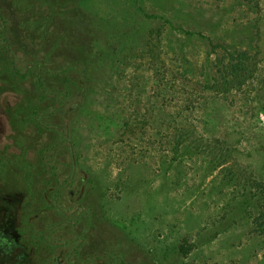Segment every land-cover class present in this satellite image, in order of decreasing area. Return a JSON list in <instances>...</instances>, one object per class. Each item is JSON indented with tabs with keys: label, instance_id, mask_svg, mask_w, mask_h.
Returning a JSON list of instances; mask_svg holds the SVG:
<instances>
[{
	"label": "rangeland",
	"instance_id": "374dc122",
	"mask_svg": "<svg viewBox=\"0 0 264 264\" xmlns=\"http://www.w3.org/2000/svg\"><path fill=\"white\" fill-rule=\"evenodd\" d=\"M55 2L57 16L35 24L45 9L26 20L12 0H0V197L14 216L7 219L8 239L18 241L25 264L32 262L31 233L56 245L58 264H158L134 244L144 230L145 238L172 236L190 244L183 264H264L258 221L236 234L226 256L217 251L230 234L200 244L202 227L185 223L201 217L196 198L202 192L204 208L216 213L241 183L249 184L245 178L254 176L264 188V0ZM218 10L223 31L209 26ZM111 27L123 29L105 44ZM247 39L251 46L240 45ZM180 47L189 64L181 62ZM226 49L245 50L246 59L237 71L243 85L233 81L223 92ZM165 83L202 101L218 124L216 131L208 128L227 145L202 142L193 154L198 171L190 175L191 195L179 189L176 201L165 198L159 177L119 200L121 183L145 172L149 141L167 144L178 126L153 122L146 113L150 96ZM86 172L97 177L101 193L105 176L119 181L110 190L116 213L103 216L97 209L90 223L73 214L86 207ZM253 190L260 195L259 186ZM98 192L92 191L94 203ZM41 206L46 212L31 227L27 220Z\"/></svg>",
	"mask_w": 264,
	"mask_h": 264
},
{
	"label": "trees",
	"instance_id": "16d2710c",
	"mask_svg": "<svg viewBox=\"0 0 264 264\" xmlns=\"http://www.w3.org/2000/svg\"><path fill=\"white\" fill-rule=\"evenodd\" d=\"M55 1L56 0H12V3L17 11L24 14L26 20H34L33 15L36 16L38 13L44 12L43 9H45L47 12L45 16L35 18L34 22L37 24L45 19L52 21L54 17L57 16L58 10L55 7ZM174 1L176 0H168L171 4L174 3ZM219 12L221 11L218 10L214 12L217 18H214L215 14H212V17L208 19L209 26L213 31L223 29L221 28V18L223 19L224 13L219 15ZM188 14H191V12L189 11ZM120 28L121 27L105 28V32H107L103 39L105 44L110 42L111 38ZM122 29L123 28H121V30ZM231 32L234 33L233 31ZM209 43L213 45L215 42L210 39ZM250 43V39H247L246 41H241L240 45L249 47L251 46ZM180 48L182 50V54H180L181 62L189 64V57H187V54H183L184 49L182 47ZM226 51L228 52L229 50L226 49ZM244 53H246L245 50L229 51V58L225 62L226 67L224 71L226 75H222L223 80L221 81L223 88L229 85L228 83H233V81L234 83L232 85H237L235 87L243 85L244 82L240 80L237 71L245 67L246 57ZM92 57V54H88V59H92ZM78 85L80 88H83V84L79 80ZM172 87L173 86H170L169 83H165L157 92H153L150 96L151 103H149V109L146 113H150L153 122L155 118H157L158 120L160 119L162 123L175 122L178 126H174L176 130L172 134L171 140L167 141V144L153 139V141H149L150 149L143 155L146 162L145 172L141 175L138 173V175L134 174L135 177L127 179L124 184L121 183L119 187V192L121 194L119 200H121L124 195L127 196L147 184L151 185L159 177L162 179L160 191L164 194L165 198L174 199V201H176L178 196L177 191L179 189L181 190V196L187 197L191 195L195 185L190 175L191 172L198 171L196 168L198 162L193 158V154H196L198 149H203L205 147L201 146L203 145L202 142L206 144V142L210 143L213 141L216 147L219 145H227L219 136L214 135V133L212 134L208 128V125H211L213 130L216 131L218 124L215 120H209L207 111L202 107V101L196 102L195 100L194 103L191 96L188 97L187 94L179 93L178 91L175 92ZM215 88V86L212 88L213 93H217ZM257 89L258 88L254 85V93H257ZM263 89L264 86L262 87V90ZM222 91H226V88ZM246 91H249V88ZM246 91L244 90L245 93ZM70 146L73 147V142L70 143ZM210 151L209 153H215L217 156H220L224 150H220L219 153L212 150ZM186 161L188 163L190 162V166L186 165ZM206 170H209V168H206ZM85 174L86 178L83 183L86 184L82 186L81 200L83 199L82 201L84 203L86 202V207L85 210L83 209L84 211L82 209L78 210V208L74 209L73 214L79 211L77 217H80L84 221H89L87 223H90L93 221L97 209L103 216L116 213L118 202L116 199L113 200V197L111 198L110 190L114 188V191H116L118 187L117 182H119L117 177L110 178L111 176L108 175V178H106L105 176L106 179L104 178L105 183L103 184V188L105 189L101 193L98 192L97 177L89 172ZM245 181H249V184L245 185L241 183L236 191L232 192L229 196L232 197L231 199L229 198L232 202L223 204L216 213H212L207 208H204L205 193H200L196 198V205L200 211L201 217H194L191 220L187 218V220H185L186 224H195L202 227L200 230V234H202V241L199 242L200 244H205L216 240L222 235L230 234V240H225L219 248L220 251H217L223 256L228 255L229 252H227V250L235 246L234 237L248 222L253 224L258 221V224L264 226V188L262 189V182H258V179L254 176L245 178ZM257 186H259L260 189L258 192L260 194L259 196L257 192L253 190V187ZM61 187L63 188V186ZM92 191H95L96 194L98 192L100 195L98 203H94V201L91 200ZM58 200H56L55 203L61 207ZM80 212L82 214L81 216ZM259 221L262 222L260 223ZM145 234V230L141 231L140 234L136 236L135 240L133 239L134 244L145 248L149 256L153 260L155 259L158 264H183L184 257L190 252L191 245H185L183 239L168 236V238H164L162 241H156L153 238H145ZM27 239L30 246L34 243V253L32 246L30 253V256L34 258V264H58L59 260L54 255L56 245L44 244V242L40 240V236L34 235V233H31ZM41 253H43V255H41ZM112 257L114 256L112 255ZM91 261L92 260L89 262L91 263ZM112 261L113 260H111V263Z\"/></svg>",
	"mask_w": 264,
	"mask_h": 264
},
{
	"label": "flooded vegetation",
	"instance_id": "af4514ba",
	"mask_svg": "<svg viewBox=\"0 0 264 264\" xmlns=\"http://www.w3.org/2000/svg\"><path fill=\"white\" fill-rule=\"evenodd\" d=\"M0 150L2 154H5L4 147H1ZM45 212L46 210L43 206L40 207V210L38 209L36 214H34L33 212L28 218L29 220H27V223L29 222L28 225L34 227V218L38 219L39 217H42L45 214ZM8 218L13 219L14 216L7 211L6 196H2L0 197V264H25L26 259L25 258L23 259L22 257L23 256L21 252L22 250L18 241L16 239H12V240L8 239V234H9V231L7 229ZM31 246L34 253V243H32ZM30 264H34V258H32V262Z\"/></svg>",
	"mask_w": 264,
	"mask_h": 264
}]
</instances>
